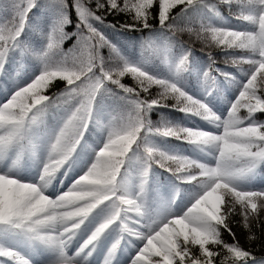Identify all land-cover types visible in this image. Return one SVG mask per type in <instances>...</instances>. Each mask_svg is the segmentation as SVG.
<instances>
[{
  "label": "snow or ice",
  "instance_id": "6c2138e0",
  "mask_svg": "<svg viewBox=\"0 0 264 264\" xmlns=\"http://www.w3.org/2000/svg\"><path fill=\"white\" fill-rule=\"evenodd\" d=\"M0 264H264V0H0Z\"/></svg>",
  "mask_w": 264,
  "mask_h": 264
}]
</instances>
